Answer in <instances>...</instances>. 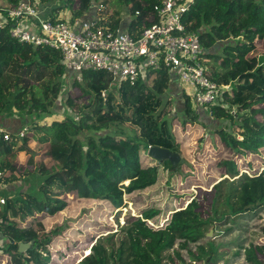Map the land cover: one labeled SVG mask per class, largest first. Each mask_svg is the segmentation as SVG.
<instances>
[{
  "label": "trees",
  "instance_id": "16d2710c",
  "mask_svg": "<svg viewBox=\"0 0 264 264\" xmlns=\"http://www.w3.org/2000/svg\"><path fill=\"white\" fill-rule=\"evenodd\" d=\"M20 1L6 0L7 7H15ZM40 1L46 4L49 0ZM160 1L131 0L127 3V10L137 18L129 19L122 13H108V0H78V8L72 15L85 20L92 5H102L100 11L104 16L90 19H98L112 28L122 26L137 34L138 26L151 24V10ZM50 10L52 21L61 18L57 8ZM137 10L142 13L136 15ZM183 20L188 31L201 35L207 56L221 57L226 68L231 69L263 50L264 0H195ZM11 31L9 19L0 29V122L4 123L3 116H13L6 114L11 108L29 115L30 119L33 114L42 119L52 113L50 109L62 90L67 91L65 103L72 113L63 119H54L49 125L38 122L35 148L30 146L27 134L22 137L12 132L10 140L0 138V183L11 185L21 181L28 189L16 191L13 196L0 192V199L5 197L6 202L5 205L0 203V229L7 239V245L0 248V258L10 264L50 263L51 244L55 236L68 226L69 219L48 230L31 221L23 227L15 218L31 219L45 211L55 215L69 204L68 195L89 194L108 202L118 211L115 215L119 229L91 237L89 254L78 262L66 264H166L167 258L175 264L173 256L166 253L174 250L176 245L181 250H175L174 254L184 264H187L185 259H189L190 264H216L223 254L214 248L212 241H205L206 233L212 224L219 230L218 226H226L232 217L251 211L256 213L257 209L263 208L264 171L260 176H249L247 172H241L235 159L224 157L220 165L234 180L225 178L215 184L209 204L212 211L203 210L204 205L197 195L187 206H176L171 199L177 197L175 189L163 207L155 199L159 191L146 193V190L157 183L160 174L173 181L181 175L186 164L173 167L168 159L159 162L148 155L150 146H161L181 154L180 143L171 132L172 121L167 117L171 114L170 102L166 101L171 85L169 71L163 67L147 68L134 84L117 83L105 70H85L79 73L82 80L78 79L77 73L71 79L59 50L21 42L11 35ZM237 31L241 36L239 40L234 44L224 43L223 53L215 52L219 43L232 40ZM261 60L264 61V56ZM250 62L255 63L256 57ZM210 77L219 84H230L219 103L207 105L211 118L229 124L227 129L225 125L215 131L228 152L245 156L264 149V87L257 86L239 93L228 74L215 73ZM69 79L73 81L70 87L66 85ZM71 87L79 90L73 92ZM181 91L187 117L183 122H200L203 112L193 105L184 89ZM84 98H87L86 102ZM80 104H83L81 108ZM79 112L83 114L80 116ZM126 120L136 127L134 134L110 132L114 126L126 124ZM82 134L85 147L79 159L75 152L82 143L78 139ZM39 143L44 145L43 148ZM16 149L28 154L26 163L33 164V159L40 157L34 170H21L18 157L12 161L11 155ZM224 185L229 187L223 195L224 208L229 209L219 213ZM237 192L239 205L238 202L230 203L228 198L230 194L236 196ZM140 197L147 203H139ZM129 203L134 205L138 214L132 215L128 211L125 223L120 224L119 216ZM151 208L161 211L155 215ZM262 218L259 231L264 236ZM231 230L227 228V232ZM21 242H32V246L20 252ZM238 247L236 257L244 255L248 264H264V241Z\"/></svg>",
  "mask_w": 264,
  "mask_h": 264
},
{
  "label": "rangeland",
  "instance_id": "374dc122",
  "mask_svg": "<svg viewBox=\"0 0 264 264\" xmlns=\"http://www.w3.org/2000/svg\"><path fill=\"white\" fill-rule=\"evenodd\" d=\"M109 4L108 13H122L125 18L135 19L137 18L135 14L127 10V3L131 0H108ZM37 6L40 10H46L50 13L52 11L50 8H57L58 13L61 18L69 21L71 18L67 17L69 15L75 14L74 10L78 8V0H49L46 4L40 0H35ZM106 6V4H104ZM7 7L6 0H0V8ZM1 10V9H0ZM90 17L102 18L104 16L103 12L98 10L97 5L91 7ZM102 12V13H101ZM153 13V9L151 10ZM152 15V14H151ZM88 17V16H87ZM87 18V19H90ZM140 31L143 26L137 27ZM241 38L240 32H234L232 40L222 41L216 46L215 52L223 53L222 48L224 43H232ZM236 39V40H234ZM263 50H259L256 55L249 56V59L245 60L241 64L234 65L231 69L226 68L222 64V58L220 57H205L213 62V65L207 63V67L210 74L215 73L228 74L235 85H237L239 93H242L246 89H253L257 86L264 87V61L261 60L264 56V45ZM252 57H256V62L251 63ZM76 72L69 71L67 76L71 79L75 77ZM82 77V75H80ZM69 79L66 80V85L69 87L73 81ZM171 85L173 87L180 86V81L175 74H171ZM119 86V85H118ZM65 86H63L64 88ZM62 88V89H63ZM181 88V86H180ZM38 87H35L37 91ZM73 92L79 90V88H70ZM67 91H61L60 97L56 104L50 109L52 111L49 115H44L42 119L38 118L36 114L30 119V116L19 112L14 108L6 114H11L13 116H3V123L0 122L8 131L11 133H19L24 127H28L27 135H29V143L35 148L38 143L36 138L37 135V123L44 125L51 124L54 119H63L68 113L72 111L67 107L65 103V98ZM167 100L170 102L171 114L167 116L172 121L171 132L175 134L176 139L180 143L181 156L188 162L182 169L180 176L175 178L173 181H168V176L165 174H160L159 179L156 184L151 185L146 193H151V191H159V194L155 197L157 203H162V206L166 201L170 200L171 193L174 189L176 190L177 197H172L176 206L182 208L187 206V204L197 195L201 203H203L205 211H212L209 205L212 202L211 191L215 184L222 181L225 178L229 180H234V178L228 176L225 173V169L220 165L222 158H232L235 159L241 168V172H247L249 176L255 177L260 176L264 171V149L259 152L249 153L247 155L237 154L234 151L228 152L225 144L221 141L216 129L219 127L223 128L226 125L228 128V122H223L222 120H215L209 116V110L206 109L203 114H201L200 122H183V119H187L185 115L184 99L181 90L169 89L166 95ZM87 101V98H84ZM83 101V102H84ZM83 104H80V108ZM80 116L83 114L81 112ZM208 113V114H207ZM77 113L74 114L76 118ZM79 118V116H78ZM264 121V120H263ZM121 127L114 126L110 129V132H117L118 134H134L136 127L128 123ZM8 127H6V126ZM121 128V129H120ZM16 130V131H15ZM85 134V133H83ZM79 136L80 145L75 152V156L80 158V155L84 151V135ZM29 145V144H28ZM40 148L44 145L40 144ZM32 147V148H33ZM12 161L17 157L20 161L18 167L25 172L34 170L39 162V156L33 159V164L25 162V159L29 158L28 154L23 150L16 149L11 155ZM251 164L252 166H249ZM178 166V165H177ZM162 169H160V173ZM146 175V174H145ZM129 181L125 182L126 184ZM0 188L2 192L8 194V196H13V193L19 190H28L22 182H17L14 184H2L0 183ZM226 186V185H224ZM5 189V190H4ZM229 189L222 188L223 193L219 199V213L222 210L229 209L224 208V192ZM173 193V192H172ZM231 199L230 203L238 202L240 204V199L238 192L236 196L229 195ZM5 199V197H4ZM68 205L64 210L57 212L55 215H50L48 212H42L36 214L31 219L19 216L15 218V221L19 225L26 227L31 222L41 224L48 230H52L53 226L56 224H62L65 219H69L67 227L63 228L62 233L55 236L53 244H51L52 260L48 264H66L67 262H78L84 255H87L91 247L90 239L91 237L98 236L99 234H108L111 231H117L119 229L117 221V212L108 202L94 198L92 195L84 194L82 196L68 195ZM154 200V199H153ZM177 200V202L175 201ZM155 201V200H154ZM155 201V203H156ZM6 202H1L5 205ZM139 203H147L144 198L140 197ZM140 205V204H138ZM156 205V204H155ZM212 205V204H211ZM164 207V206H163ZM263 208L257 209L256 213H246L242 215H237L231 218L230 222L226 226H218L219 230L216 229L215 225L213 227V235L206 236L205 241H212L214 248L218 249L223 255L222 258L216 264H248L244 258L236 257L235 252L239 249L238 245L248 246L251 242L257 240L264 241L263 233H261L260 225H262L261 219L264 217V206ZM231 208V206H230ZM128 211L132 215H137V211L132 203L128 204V208H123L121 215L119 216L120 224L125 223V216ZM160 209L151 208V213L157 215L160 213ZM117 213V214H116ZM116 214V215H115ZM12 218V217H11ZM240 218V219H239ZM232 228L230 232H227V228ZM113 229V230H111ZM204 241V240H203ZM7 239L0 241V248L5 247L7 244ZM175 250H181L178 245L174 247V250L168 251L166 254H171L175 260V264H184L180 262L179 258L174 254ZM82 253V255H81ZM243 253V252H242ZM0 254L1 251H0ZM187 264H190L189 259H185ZM166 264H172L171 259L167 258L165 260ZM0 264H10L6 260L0 258Z\"/></svg>",
  "mask_w": 264,
  "mask_h": 264
},
{
  "label": "built area",
  "instance_id": "2783aa9c",
  "mask_svg": "<svg viewBox=\"0 0 264 264\" xmlns=\"http://www.w3.org/2000/svg\"><path fill=\"white\" fill-rule=\"evenodd\" d=\"M194 2L161 0L153 6L151 24L133 34L122 26L112 28L98 19L52 21L47 9L40 10L32 0H21L15 7L0 10V29L10 19L11 35L19 41L59 50L65 67L76 72L79 80L82 71L105 70L117 83L134 84L145 69L166 68L177 75L194 106L207 107L219 103L230 84L211 79L207 67L210 60L204 55L201 35L188 31L183 20ZM102 8L98 6V10ZM141 13L136 11V15ZM27 132L28 127H24L17 134L23 137ZM11 137L12 133L0 124V138Z\"/></svg>",
  "mask_w": 264,
  "mask_h": 264
},
{
  "label": "water",
  "instance_id": "95a60500",
  "mask_svg": "<svg viewBox=\"0 0 264 264\" xmlns=\"http://www.w3.org/2000/svg\"><path fill=\"white\" fill-rule=\"evenodd\" d=\"M148 155L159 162L168 159L172 163L173 167H176L177 165L182 164L186 161L185 158H182L180 153L173 152L161 146L150 147L148 150ZM212 235H213V227H211L210 230L206 233L207 237ZM31 246H32V242H21L19 244V251L24 252L27 250V248Z\"/></svg>",
  "mask_w": 264,
  "mask_h": 264
},
{
  "label": "crops",
  "instance_id": "0c3cea01",
  "mask_svg": "<svg viewBox=\"0 0 264 264\" xmlns=\"http://www.w3.org/2000/svg\"><path fill=\"white\" fill-rule=\"evenodd\" d=\"M90 14H87L86 16H88V17H86L85 19H87V18H89L90 16H89ZM67 17H70L71 18V20H73L75 17L73 16V15H69V16H67ZM78 18H82V17H78ZM82 19H84V18H82ZM208 64H210V65H213V62L210 60V63H208ZM172 88H174V89H177V90H181V88H180V86H177V87H173L172 85H170V89H172ZM3 125H4V123H3ZM6 126V125H5ZM7 127V126H6ZM8 128V127H7ZM10 131H13V130H11L10 129ZM16 131V130H15ZM21 182V181H20ZM1 187V186H0ZM0 192H2V188H0ZM1 203V202H0ZM6 238H4V236L2 235V231H1V229H0V241L2 242V241H4Z\"/></svg>",
  "mask_w": 264,
  "mask_h": 264
},
{
  "label": "clouds",
  "instance_id": "9594fccd",
  "mask_svg": "<svg viewBox=\"0 0 264 264\" xmlns=\"http://www.w3.org/2000/svg\"><path fill=\"white\" fill-rule=\"evenodd\" d=\"M3 8H5V7H3ZM48 13L50 14V12L48 11ZM203 113H204V111L206 110V109H208V107H198ZM150 147H152V146H150ZM90 252V251H89ZM89 252H88V254H89Z\"/></svg>",
  "mask_w": 264,
  "mask_h": 264
}]
</instances>
